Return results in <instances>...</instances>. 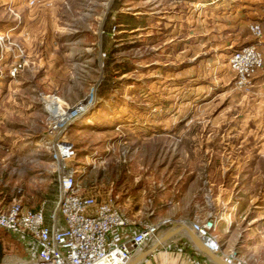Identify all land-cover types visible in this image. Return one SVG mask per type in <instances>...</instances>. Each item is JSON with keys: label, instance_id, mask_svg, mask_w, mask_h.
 Wrapping results in <instances>:
<instances>
[{"label": "rangeland", "instance_id": "374dc122", "mask_svg": "<svg viewBox=\"0 0 264 264\" xmlns=\"http://www.w3.org/2000/svg\"><path fill=\"white\" fill-rule=\"evenodd\" d=\"M244 45L263 65L238 83ZM77 102L80 191L137 226L209 216L223 257L264 264V0H0V202L54 209L47 133ZM178 233L150 264H206ZM0 253H23L2 227Z\"/></svg>", "mask_w": 264, "mask_h": 264}, {"label": "built area", "instance_id": "2783aa9c", "mask_svg": "<svg viewBox=\"0 0 264 264\" xmlns=\"http://www.w3.org/2000/svg\"><path fill=\"white\" fill-rule=\"evenodd\" d=\"M248 29L254 37L262 35V27L258 23L250 24ZM227 65L238 83L245 82L263 65L262 54L255 46L244 45L229 53ZM20 67L21 63L14 64L9 74L14 75ZM79 113V105H72L64 118L66 125H62L63 121H56L47 133L46 146L56 173L54 209L46 213L42 204L33 208L18 199L0 202V227L15 234L23 244L22 254L0 253V264H123L135 250L156 238L161 231L156 223L146 222L133 232L115 231L110 234L112 230L130 223L127 216L110 197L78 189L76 168L71 163L74 148L62 132ZM188 224L203 243L218 252L216 240L210 233L214 225L211 217ZM154 250L138 264L154 263L152 261H155L160 248Z\"/></svg>", "mask_w": 264, "mask_h": 264}, {"label": "water", "instance_id": "95a60500", "mask_svg": "<svg viewBox=\"0 0 264 264\" xmlns=\"http://www.w3.org/2000/svg\"><path fill=\"white\" fill-rule=\"evenodd\" d=\"M77 105L79 102L76 103ZM183 232L186 234L187 238L192 244V247L199 253L203 258H205L208 264H236L220 253L214 251L212 248L207 246L202 240L196 235L194 231L186 224L185 221L173 219L169 221L156 238L148 241L144 244L133 256H131L123 264H137L141 259H143L148 253L153 251L160 243L164 242L166 239L174 235L175 233Z\"/></svg>", "mask_w": 264, "mask_h": 264}, {"label": "crops", "instance_id": "0c3cea01", "mask_svg": "<svg viewBox=\"0 0 264 264\" xmlns=\"http://www.w3.org/2000/svg\"><path fill=\"white\" fill-rule=\"evenodd\" d=\"M187 225L189 226L188 223H187ZM137 227H138L137 225L128 224V225H125V226H123V227H120V228H117V229L112 230V231L110 232V234L113 233V232H115V231H119L120 233H124V232H133V231H135V230L137 229ZM160 232H161V231H160ZM177 234H179V233H175L174 235H177ZM174 235H172V236H174ZM14 236H16V235L14 234ZM172 236L169 237L168 239H166L165 241L172 239ZM16 237H17V236H16ZM17 238H18V237H17ZM148 241H150V240H148ZM148 241H147V242H148ZM165 241H164V242H165ZM147 242H146V243H147ZM164 242H162V244H163ZM146 243H145V244H146ZM162 244H161V245H162ZM210 244L212 245L211 242H210ZM207 246H208V245H207ZM141 247H142V246H141ZM141 247H140V248H141ZM140 248H139V249H140ZM139 249L135 250V251L133 252L132 256H133V255H134ZM151 253H153V252L148 253L146 256H149ZM200 255H201V254H200ZM146 256H145V257H146ZM149 258H154V256H153V257H149ZM141 260H142V259H141ZM141 260H140V261H141ZM140 261H139V262H140ZM139 262H138V263H139ZM138 263H137V264H138ZM206 264H208V263L206 262Z\"/></svg>", "mask_w": 264, "mask_h": 264}, {"label": "bare ground", "instance_id": "6f19581e", "mask_svg": "<svg viewBox=\"0 0 264 264\" xmlns=\"http://www.w3.org/2000/svg\"><path fill=\"white\" fill-rule=\"evenodd\" d=\"M44 104H45V107L48 111H50V113L52 114V116L54 117L55 116V102L53 100L52 97H45L44 98ZM168 221V220H167ZM186 222V221H185ZM187 224V222H186ZM212 243V242H211Z\"/></svg>", "mask_w": 264, "mask_h": 264}]
</instances>
